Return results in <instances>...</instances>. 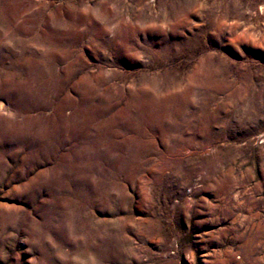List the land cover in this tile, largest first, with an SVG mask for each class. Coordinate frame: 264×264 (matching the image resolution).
Masks as SVG:
<instances>
[{"label": "rangeland", "instance_id": "rangeland-1", "mask_svg": "<svg viewBox=\"0 0 264 264\" xmlns=\"http://www.w3.org/2000/svg\"><path fill=\"white\" fill-rule=\"evenodd\" d=\"M0 264H264V0H0Z\"/></svg>", "mask_w": 264, "mask_h": 264}, {"label": "bare ground", "instance_id": "bare-ground-1", "mask_svg": "<svg viewBox=\"0 0 264 264\" xmlns=\"http://www.w3.org/2000/svg\"><path fill=\"white\" fill-rule=\"evenodd\" d=\"M0 110H3V104L0 102Z\"/></svg>", "mask_w": 264, "mask_h": 264}]
</instances>
